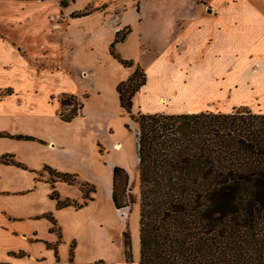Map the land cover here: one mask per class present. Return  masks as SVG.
Returning <instances> with one entry per match:
<instances>
[{
	"label": "rangeland",
	"instance_id": "1",
	"mask_svg": "<svg viewBox=\"0 0 264 264\" xmlns=\"http://www.w3.org/2000/svg\"><path fill=\"white\" fill-rule=\"evenodd\" d=\"M76 1L73 6H80L84 0ZM69 2L0 0V212L2 216L8 213L30 216L31 219L17 222H26L38 230L37 240L30 237L26 240L27 256L16 251L1 252L0 264H139L136 125L130 114L140 110L137 101L130 114L119 107L118 96L111 86L117 72L106 51L111 39L110 27L119 24L125 3L117 2L108 9L107 22L99 15L75 20L76 35L72 43L79 50L73 46L72 62L67 64L74 74L67 72L73 81L61 72L64 70L59 62L57 41V35L64 33L60 29L63 26L61 7ZM105 2L91 0L83 10L72 15L93 11L95 7L105 9ZM125 30L123 27L119 36ZM86 31L95 35L90 40L92 51L82 45ZM6 42L13 46L9 47ZM146 58L148 61L151 56L143 55V66ZM257 59L259 64L238 71L237 83L226 72L227 78H222L226 84L206 87L204 92L200 82L203 70L186 74L187 71L175 69L174 75L179 76V83L175 85L178 94L170 102H161L166 105L159 108L157 92L163 89L158 85L160 77L155 76L158 71L154 69L144 89L147 94L142 97V109L148 113L155 110L230 112L246 106L264 113V52ZM81 69L92 70L94 77L87 79L84 72L80 73ZM83 90L90 94L86 111L97 110L103 103L101 106L106 107L107 115L86 113L82 116L80 111L81 114L69 121L63 120L60 109L64 114L73 108L79 111V104L87 93L69 99V105L62 108L59 105L57 112L55 100L49 96L60 94L59 101L63 91L78 94ZM89 129L92 137L88 136V140L85 138ZM17 135L27 138H17ZM49 140L55 141V146L48 144ZM118 144L120 147L115 148ZM114 167L123 168L129 177L130 189L123 197L127 206L120 209L114 207L111 196ZM56 173L68 174L72 180L58 178ZM65 200L68 204L59 203ZM42 212L46 214L35 216ZM51 218L63 228L62 240L53 246L45 240L52 238ZM12 246L7 243L3 247ZM23 256L22 260L18 258Z\"/></svg>",
	"mask_w": 264,
	"mask_h": 264
},
{
	"label": "trees",
	"instance_id": "2",
	"mask_svg": "<svg viewBox=\"0 0 264 264\" xmlns=\"http://www.w3.org/2000/svg\"><path fill=\"white\" fill-rule=\"evenodd\" d=\"M128 31H117L110 49L125 66L132 62L112 46ZM145 80L136 66L116 85L125 112L131 113ZM71 98L62 94L60 107ZM81 108L60 109V117L69 121ZM130 119L136 125L139 264H264V113L241 106L230 112H138ZM128 183L126 171L114 167L116 209L127 206Z\"/></svg>",
	"mask_w": 264,
	"mask_h": 264
},
{
	"label": "crops",
	"instance_id": "3",
	"mask_svg": "<svg viewBox=\"0 0 264 264\" xmlns=\"http://www.w3.org/2000/svg\"><path fill=\"white\" fill-rule=\"evenodd\" d=\"M89 1L91 0H84L80 6H73L77 1L70 0L69 3L61 7L63 26L60 29L64 33L61 36L60 34L57 35V41L60 43L59 62L63 66L62 70H64L61 72L67 74L68 78L73 80L71 75L74 74L67 67V64L72 62L70 50L73 49V46L76 47V43H72V39L76 35L73 31L75 20L99 15L103 18V22H107L108 9L110 10L112 5L117 2L120 4L124 2L125 10L120 17L119 24L110 27L111 39L106 47L108 59L117 72V75L111 81V86L115 90L116 85L120 81L126 80L136 66L140 67L145 73L146 80L145 84L134 94L132 107H136L137 104L141 113H148L142 109L141 100L147 94L144 89L150 82L153 75L150 72L154 69L156 72L158 71L155 76L160 77L157 81L158 85L163 89V92H157L158 95L156 94L158 96L156 106L159 108V106L166 105L160 104L162 99L170 102L171 97L178 94L175 85L179 83V76L174 75L177 72L175 69L187 71L186 74L192 70H203L204 76L200 82L203 83L204 92L206 87L226 84L225 80L222 79L226 76V72L230 76L229 79L235 77V83H237L240 80L237 75L238 71L248 69L251 65L258 63L257 55L264 52V0H105L107 1L105 2L107 5L104 4L105 9L95 7L93 11L72 15L83 10ZM108 6L110 7L108 8ZM145 11L148 13H145ZM123 27L129 28L128 33L122 41L114 43L112 48L114 47L113 52L120 59L134 62V65L131 64L130 66L123 65L110 53L115 33ZM96 34L99 36L100 30ZM83 36L86 40L83 41L82 45L88 51H92L93 46H90V40L95 37L94 33L86 31ZM5 44L9 47L13 46V43L6 42ZM78 50L79 48L76 49V51ZM147 54L151 58L148 61L146 58L143 66L142 57ZM79 71L80 73L84 72L85 75L83 74V76L87 79L94 77L92 70L81 69ZM84 92L87 94L85 97H81L82 116L86 113L96 114V116L107 115L106 107L101 106L103 103L98 105L97 110L86 111V104L90 96L87 90H83L78 94L63 91L61 95L72 94L76 98ZM99 93V91L96 92L98 97H100ZM59 95L49 96L50 99L55 100L54 109L56 112L59 111ZM135 101H137L136 104ZM16 109L18 108L16 107L11 112ZM2 111L5 112L4 109ZM155 112L157 111L155 110ZM178 113L194 112L179 111L167 114ZM26 134L31 135L30 133ZM88 136L92 137L91 129L87 132L85 139L89 140ZM47 143H52L51 145L55 146L53 140H49ZM58 182L61 181L58 180ZM14 192L19 193L20 191ZM91 200L92 198L87 200L86 204H89ZM45 214L43 212L36 213L35 216ZM23 218L31 219L32 217L17 216L10 213L2 216L0 212V253L16 251L19 255L24 253L27 256L26 246L28 243L26 240L29 237L32 240H37L38 230L28 224L26 225V222H17V220L23 221ZM51 220L52 238L45 240L47 244L53 246L62 240L63 228L53 218ZM2 235L4 236L1 238ZM17 242L21 243L16 245ZM7 243H11L13 246L4 248L3 246ZM25 256L18 258L22 260ZM1 262L2 259H0Z\"/></svg>",
	"mask_w": 264,
	"mask_h": 264
},
{
	"label": "bare ground",
	"instance_id": "4",
	"mask_svg": "<svg viewBox=\"0 0 264 264\" xmlns=\"http://www.w3.org/2000/svg\"><path fill=\"white\" fill-rule=\"evenodd\" d=\"M161 102H164V99H162V101ZM120 147V145L118 144L117 146H115V148H119Z\"/></svg>",
	"mask_w": 264,
	"mask_h": 264
},
{
	"label": "water",
	"instance_id": "5",
	"mask_svg": "<svg viewBox=\"0 0 264 264\" xmlns=\"http://www.w3.org/2000/svg\"><path fill=\"white\" fill-rule=\"evenodd\" d=\"M127 189L129 190L130 188L128 187Z\"/></svg>",
	"mask_w": 264,
	"mask_h": 264
}]
</instances>
